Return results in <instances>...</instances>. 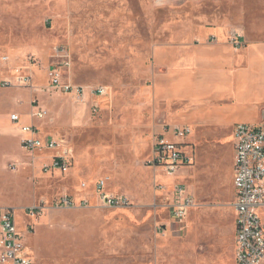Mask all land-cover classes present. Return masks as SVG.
Segmentation results:
<instances>
[{"label":"rangeland","instance_id":"374dc122","mask_svg":"<svg viewBox=\"0 0 264 264\" xmlns=\"http://www.w3.org/2000/svg\"><path fill=\"white\" fill-rule=\"evenodd\" d=\"M212 30L264 41V0H0V54L13 66L0 72V208L13 210L34 264H234L231 131L187 139L194 163L177 182L195 207L181 227L167 211L175 178L145 162L161 131L149 105L154 47L212 39ZM59 47L69 56L66 71ZM28 67L33 88L15 78ZM54 68L84 96L52 89ZM98 88L105 95H95ZM31 107L47 112L39 134L70 148L68 173L43 170L51 153L22 149L27 134L18 125L31 122ZM101 181L130 207L102 203Z\"/></svg>","mask_w":264,"mask_h":264},{"label":"built area","instance_id":"2783aa9c","mask_svg":"<svg viewBox=\"0 0 264 264\" xmlns=\"http://www.w3.org/2000/svg\"><path fill=\"white\" fill-rule=\"evenodd\" d=\"M239 39L240 36L236 32L230 33L229 42L235 48L241 46ZM55 52L62 59L59 62L60 66L66 71L70 64L66 49L59 47ZM27 60L32 61V57ZM10 64V58L0 54V69L6 72L12 71L13 67ZM60 71L55 68L49 71L50 87L76 98L83 97V91L79 87L63 82ZM14 73L19 85L33 88L29 67L22 71L17 69ZM1 85L9 87L11 84L3 81ZM94 94L103 96L105 91L103 88H98ZM46 115L45 110H37L31 111L29 117L33 120H41ZM10 121L18 124V115H10ZM19 129L27 134L20 141L21 147L32 156L36 153H56L50 162L43 166L45 172L70 170L72 153L62 138L41 140L36 136L37 129L34 126H19ZM191 134L192 129L188 126L163 125L161 131L152 137L150 153L145 161L147 166L158 168L166 176L175 178L171 185V198L167 211L170 222L180 227L195 207L193 196L182 183L177 182L183 170L190 168L194 163L193 150L189 149L190 145L187 143ZM231 134L234 264H264V122L256 125L236 124ZM96 192L98 198L107 207L116 209L130 207L127 197L106 193L104 181L96 185ZM61 205L69 206L70 203L64 200ZM38 209L40 208L34 207L25 213L31 217ZM0 264H34L27 253L23 236L18 230L14 212L6 208H0Z\"/></svg>","mask_w":264,"mask_h":264},{"label":"crops","instance_id":"0c3cea01","mask_svg":"<svg viewBox=\"0 0 264 264\" xmlns=\"http://www.w3.org/2000/svg\"><path fill=\"white\" fill-rule=\"evenodd\" d=\"M232 32L240 36L238 48L229 42L230 34L225 35L220 30H212V39L204 36L197 43L154 47L148 93L151 121L153 124L159 122L157 131L163 125L188 126L194 134L211 136L232 133L236 124L264 122V41H253L243 30ZM0 70L3 75L7 73ZM31 111L35 110L31 107ZM32 120L21 125L34 126L39 139L61 138L45 131V135L39 134L43 119L38 120L39 128ZM20 122L19 118L18 124ZM47 153H51L50 162L56 154ZM184 174L182 172L180 177ZM105 192L108 191L105 189Z\"/></svg>","mask_w":264,"mask_h":264}]
</instances>
